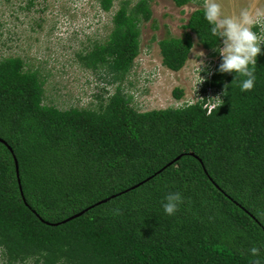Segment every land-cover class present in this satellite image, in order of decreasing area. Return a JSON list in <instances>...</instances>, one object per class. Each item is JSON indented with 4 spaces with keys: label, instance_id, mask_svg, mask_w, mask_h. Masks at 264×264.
Listing matches in <instances>:
<instances>
[{
    "label": "trees",
    "instance_id": "trees-1",
    "mask_svg": "<svg viewBox=\"0 0 264 264\" xmlns=\"http://www.w3.org/2000/svg\"><path fill=\"white\" fill-rule=\"evenodd\" d=\"M151 1H121L107 38L76 53L116 84L98 107L47 104L39 70L21 57L0 60V264H251L253 246L264 264V45L251 91L216 71L202 88L212 95L140 111L124 82ZM100 5L111 11L113 0ZM200 6L189 32L159 40L168 69L181 70L196 45L218 56ZM175 191L184 202L169 216L161 204Z\"/></svg>",
    "mask_w": 264,
    "mask_h": 264
},
{
    "label": "rangeland",
    "instance_id": "rangeland-1",
    "mask_svg": "<svg viewBox=\"0 0 264 264\" xmlns=\"http://www.w3.org/2000/svg\"><path fill=\"white\" fill-rule=\"evenodd\" d=\"M121 1L125 0H113L112 10L107 12L100 0H33L30 8V0H0V60L21 57L28 69L39 70L46 78L47 104L61 110L98 107L100 102L107 100L108 91L113 94L116 84L107 86L105 76L108 74L100 77L87 70L77 60L76 53H86L107 38ZM137 1L132 0L134 4ZM197 2L204 4V0H193L179 7L173 0L151 1L153 18L142 24V47L136 58V68L131 78L124 82L125 91L134 94L138 110L179 107L212 95L204 93L202 88L219 65L217 61L221 62L219 55L213 56L196 45L186 65L174 71L164 65L158 45L168 33L181 37L189 32L184 26L191 13L201 7L202 3ZM220 3L225 15L238 17L241 10L248 11L257 21L252 29L260 37L262 47L264 0H220ZM185 9L190 11L185 12ZM176 90L182 91L181 99L175 97Z\"/></svg>",
    "mask_w": 264,
    "mask_h": 264
},
{
    "label": "clouds",
    "instance_id": "clouds-1",
    "mask_svg": "<svg viewBox=\"0 0 264 264\" xmlns=\"http://www.w3.org/2000/svg\"><path fill=\"white\" fill-rule=\"evenodd\" d=\"M189 11L190 9H185V12ZM203 17L210 25L211 34L220 41L214 45V51L219 55L221 62L213 70L212 76L216 71L235 73L233 81L237 77L240 78V91H251L255 86L256 76L254 69L250 66L256 64V57L261 52L260 37L252 29L253 23L257 21L253 20L247 10H241L238 17L225 15L220 0H204ZM207 73L204 72V74ZM212 76L207 78L211 79ZM230 87L231 85L225 84L224 95H229ZM187 106H190V104L180 105L179 107ZM183 202L184 197L179 191L167 192L163 197L161 207L166 215L171 216L178 211ZM118 212L119 209L114 210V214ZM248 251L252 257H255L252 259L251 264H262L257 247L253 246Z\"/></svg>",
    "mask_w": 264,
    "mask_h": 264
},
{
    "label": "water",
    "instance_id": "water-1",
    "mask_svg": "<svg viewBox=\"0 0 264 264\" xmlns=\"http://www.w3.org/2000/svg\"><path fill=\"white\" fill-rule=\"evenodd\" d=\"M2 142H4V141L2 140ZM11 150H12V149H11ZM12 152H13V150H12ZM180 158H181V157L177 158V160H175V162L178 161ZM15 162H16V168H17V173H18V179H19V183H20V186H21V179H20V174H19V162H18V160H17L16 157H15ZM173 163H174V162H173ZM169 165H171V164H169ZM22 190H23V189H22V187H21V191H22ZM105 201H106V200H105ZM105 201H104V202H105ZM82 214H83V212L80 213V214H77V215L73 216L72 218H70V219L64 221L63 223H66V222L69 221V220H72V219H74V218H76V217H79V216L82 215ZM56 225H58V224H56Z\"/></svg>",
    "mask_w": 264,
    "mask_h": 264
},
{
    "label": "built area",
    "instance_id": "built-area-1",
    "mask_svg": "<svg viewBox=\"0 0 264 264\" xmlns=\"http://www.w3.org/2000/svg\"><path fill=\"white\" fill-rule=\"evenodd\" d=\"M220 62L219 61H217V65L219 64Z\"/></svg>",
    "mask_w": 264,
    "mask_h": 264
}]
</instances>
